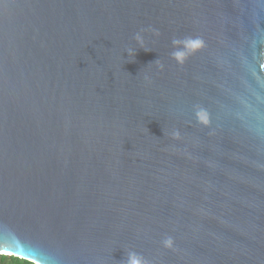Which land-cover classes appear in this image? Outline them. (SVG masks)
<instances>
[{
  "label": "water",
  "instance_id": "water-1",
  "mask_svg": "<svg viewBox=\"0 0 264 264\" xmlns=\"http://www.w3.org/2000/svg\"><path fill=\"white\" fill-rule=\"evenodd\" d=\"M129 251L264 264V0H0V255Z\"/></svg>",
  "mask_w": 264,
  "mask_h": 264
},
{
  "label": "clouds",
  "instance_id": "clouds-1",
  "mask_svg": "<svg viewBox=\"0 0 264 264\" xmlns=\"http://www.w3.org/2000/svg\"><path fill=\"white\" fill-rule=\"evenodd\" d=\"M134 40H136L138 43H142V37L139 35V33L135 34L133 37ZM133 49H128V54H133ZM206 122V121H205ZM166 243H170V241H166ZM125 264H145L143 261V258L134 251H129L127 254V258L125 260Z\"/></svg>",
  "mask_w": 264,
  "mask_h": 264
},
{
  "label": "trees",
  "instance_id": "trees-1",
  "mask_svg": "<svg viewBox=\"0 0 264 264\" xmlns=\"http://www.w3.org/2000/svg\"><path fill=\"white\" fill-rule=\"evenodd\" d=\"M0 264H34V263L17 257L0 255Z\"/></svg>",
  "mask_w": 264,
  "mask_h": 264
}]
</instances>
